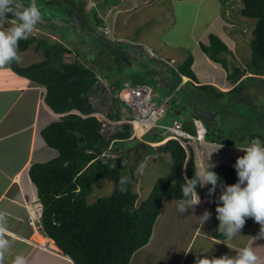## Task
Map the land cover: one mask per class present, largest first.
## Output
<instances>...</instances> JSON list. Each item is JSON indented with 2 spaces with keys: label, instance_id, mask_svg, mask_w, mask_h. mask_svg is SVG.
Here are the masks:
<instances>
[{
  "label": "trees",
  "instance_id": "obj_1",
  "mask_svg": "<svg viewBox=\"0 0 264 264\" xmlns=\"http://www.w3.org/2000/svg\"><path fill=\"white\" fill-rule=\"evenodd\" d=\"M37 1L42 5L39 8L42 20H44V24L42 21L38 25L45 29L52 27L51 24H46V20L59 25H69L70 20L65 16L68 10L73 12L72 5L75 11L82 13V16L94 19L98 26L104 23L99 15H94L91 11L87 12L86 4L84 5L83 2L79 3L81 7L79 8L76 0H56L57 4L53 0L55 6L49 4L52 0ZM239 1L242 3L240 14L244 18L256 20L253 30L254 38L251 42L252 56L248 69L243 70L235 66L233 72L227 77L233 88L228 92H223L212 84H200L192 68L195 61L194 56H189L176 70L171 67L172 76L169 78L172 81L167 80L170 94L178 90L177 97L178 93L183 95L184 105L188 102L187 105H195V108H198L203 103L207 105L218 103L226 95L235 92L240 94L246 88L247 81L264 84V0ZM77 12H75L76 16ZM8 18L15 19L12 15ZM70 37L61 33L60 41H55V44L44 40L39 41L36 37L21 40L19 42L20 54L36 42L38 44L36 50L42 51L44 59L25 69L18 68L15 62L11 64L15 71L27 75L36 84L47 88L46 103L55 113L66 114L42 131L47 145L58 150L59 156L46 163H35L29 171L44 206L43 232L75 264H130L133 255L150 242L154 226L162 211L164 199L181 198L184 178L194 177L195 169H198L195 163V151L189 144L190 156L188 157L186 149L180 142L166 139L168 134L158 140L147 141L161 143L164 140L162 143H165L169 140L163 145L157 144L158 147L149 144H144V146L160 154H169L175 176L174 179H159L154 184L148 198L138 205L139 195L135 187L139 180L132 171H129L130 168L128 169L123 162L124 159L118 161L114 167L105 164L104 161L96 160L111 146L115 152L120 151L124 157V149L121 146L132 141L130 139L133 133L132 127L129 124H122L110 131H105L103 122L100 121L102 119L98 117L99 120L93 116L97 111L91 101V96L98 87L99 64L94 61H82L81 51L78 49H75L76 59L72 62L65 61L66 56L73 53L70 49ZM208 40L209 43L201 42L200 50L211 61L229 70L224 54L231 51L226 41L214 33L209 34ZM109 44L112 43L109 42ZM247 74L250 76L246 77ZM183 77L189 78L185 84H183ZM112 87L113 93L115 86ZM113 98H115V104L120 102L117 96ZM73 111L80 114L71 113ZM108 117L113 121L123 119L113 112H110ZM193 118L201 119L205 123L206 141L229 146L235 145L221 131L220 135H215L212 123L195 111ZM253 138L254 135L250 142L254 141ZM210 170L216 173L224 185L230 186L238 182L236 169L232 167L216 164ZM122 177L128 179V183L123 185L126 189L124 192L120 191ZM106 178L114 183L112 194L90 204L88 197L92 195L95 185ZM211 187L212 185L198 187L197 192L201 199H208L213 203L211 208L212 237L217 240H227L223 231L219 229L220 222L216 218L215 211L221 192L219 180L215 193L209 196L208 192ZM253 223V218H246L242 230L251 228Z\"/></svg>",
  "mask_w": 264,
  "mask_h": 264
},
{
  "label": "rangeland",
  "instance_id": "obj_2",
  "mask_svg": "<svg viewBox=\"0 0 264 264\" xmlns=\"http://www.w3.org/2000/svg\"><path fill=\"white\" fill-rule=\"evenodd\" d=\"M76 2L77 7L81 8L79 3L83 2L84 5L86 4L88 12L91 9L92 14H97L106 19L101 30L110 27L107 30L111 34L110 37L116 39L122 37L126 43L141 42L147 54L148 50L151 49L162 61H167L178 67L189 56H194L195 61L192 68L199 82H210L209 79L211 80L214 75H220V69L213 68V64L206 63L205 59L209 60V58L200 50L201 42L209 43L208 36L211 33L221 36L231 51L224 54L229 70H225L221 65V70H224V72L221 71L223 79H226L233 72L235 66L243 70H247L249 67L252 56L251 42L254 38L253 30L256 20L244 18L240 14L242 3L239 0H226V2L224 0H76ZM29 4L30 0H24L25 7ZM37 4L42 6L38 1ZM72 7L73 12L70 10L68 17L70 20L69 27L46 20V24L52 25L51 28L46 29L49 36L38 34L37 31H34L32 36L38 35L39 41L44 40L55 44L58 38L54 37L51 32L59 33V35L65 33L78 42L79 39L76 38L81 37L85 43L86 39L84 38H89L93 34L90 35L89 30L86 33L83 22L84 16L81 12H77L76 16L74 6L72 5ZM13 26V23L7 19L3 28L6 30ZM37 45L34 42L29 51L21 55V62L18 63L20 67L41 62L43 59L42 51H36ZM83 51L87 54L85 50ZM81 59L86 60L85 56H81ZM90 60L93 61L94 59ZM127 60L132 62L128 58ZM119 66L122 69L116 70L112 62L106 60H104L103 65H98L99 75L105 81L106 87L113 90L112 86H115L112 95L117 96L119 101L123 82L126 80L135 85H145L152 88L158 94L157 100L160 103L169 100L170 93L158 86L160 85L159 81L151 77L147 71L144 72L140 67L131 68L126 64ZM119 66L116 65V68ZM248 76L250 75L247 74L246 77ZM115 78L118 82L115 81ZM245 85L246 88L240 94L235 92L222 97L218 103L210 105L203 103L198 108L196 107V109L209 115L208 121L212 123L215 135L224 133L226 138L228 137L234 142L235 145L233 146L238 148H244L253 142L264 145V125L259 124V120L264 122V84L257 81L254 83L247 81ZM221 89L224 92L231 90ZM182 99L184 100L183 95L178 93L177 99L170 103L169 108H166L159 124L169 127L173 125L175 120L183 124L187 121L191 122L195 110L192 109L191 105H187L188 102L184 105ZM121 106L127 112L124 118H130L131 109L125 106L123 102H121ZM217 112H219L218 115ZM167 134L169 133L165 129L153 130L144 136L143 141L147 144V141L158 140ZM252 135H254V141L249 142L252 140ZM192 143L196 144L195 142ZM208 143L211 142L208 141ZM121 147L124 148V157L126 158L123 157V162L139 180L135 189L139 195L138 205H140L141 201L148 198L154 183L161 178H168L172 171L175 175L172 160L167 153L160 154L147 146L137 147V142H127ZM113 188L114 183L107 178L97 183L92 195L88 197L90 204L99 198L109 197ZM187 213L186 211L183 214H178L181 216L179 219L182 223L180 227L188 228L189 223L195 221L194 218L190 217L193 213L189 215ZM167 214L175 217V212L172 210H169ZM206 228H204V234L207 232ZM251 234L252 232H240V236L234 237L230 245H233L234 249L239 244L241 249L245 246H252L253 244L247 245L248 242H252ZM261 236L262 245L255 244L252 246V248H257L255 251L257 255L259 252H264V233H261Z\"/></svg>",
  "mask_w": 264,
  "mask_h": 264
},
{
  "label": "crops",
  "instance_id": "obj_3",
  "mask_svg": "<svg viewBox=\"0 0 264 264\" xmlns=\"http://www.w3.org/2000/svg\"><path fill=\"white\" fill-rule=\"evenodd\" d=\"M10 22L12 21L10 20ZM40 29L37 27L35 31L38 34L49 36L46 30ZM32 35L29 37H34ZM57 36L60 37L59 34ZM119 38L123 39L122 37ZM133 43L142 44L137 41ZM27 51L21 55L26 54ZM205 60L206 63L213 64V68H219L220 75L216 74L211 80L209 79L210 82H200V84H212L220 90H222L221 88L232 89L228 76L223 79V75H221V71L224 72L221 70V64L211 62L207 58ZM35 63L24 65L25 67H20L16 63V66L25 69ZM115 69L118 70L119 67ZM188 80L189 78H186L183 84ZM115 81L118 82L116 78ZM99 90L104 92L105 89L100 88ZM46 94L47 91L44 87L33 82L27 75L18 73L14 67L10 66V70H0V224L7 229L6 236L10 240L5 264H12V260L17 255L23 256L26 264H75L69 256H66L57 247L52 239L46 237L39 230L38 226L33 227L29 224L28 204L40 199L38 189L30 177V168L35 163H46L59 156L58 150L47 145L42 136V131L59 118V115L47 105ZM113 96L112 94L109 95L107 91L104 92V96L100 99L102 111L105 112L108 109L111 113L119 114L121 118L126 120L127 118L124 116L127 115V112L121 106V102L115 104ZM183 125L188 133L193 134L192 119L191 122L187 121ZM131 142H137V147L146 144L143 138ZM159 143L147 142L153 147H158L157 144ZM248 146L250 145L238 148L219 143H208V141L196 143L193 146L195 163L198 169L201 166H206L207 163L225 165L235 169L234 165L237 159L244 156L243 150ZM199 152L203 155L201 153L198 155ZM188 156H190V152ZM124 159L126 158L124 157ZM174 176L172 171L168 178L174 179ZM212 204L211 200L201 199V204L196 206L194 211L187 210V215L193 213L190 217L194 218L195 221L189 223L190 225L186 228L180 227L182 224L179 221L181 216L178 215L179 212L175 211L177 210L176 200L165 198L150 242L133 255L130 264H196L197 258H204L205 256L210 259L224 255L237 256L241 249L240 244L234 249V246L230 245L232 239L217 240L211 235ZM169 210L175 212V217L167 214ZM205 211L211 213V218L202 225L198 218ZM205 227H207V232L204 234ZM245 232H252V242H248V246L252 244L262 245L258 223L254 221L251 228L241 231V233ZM36 233L45 237L49 242L40 245L34 240ZM52 246H55L57 251L51 250L50 247ZM253 249L257 250L256 247ZM258 256L260 257V264H264V252H259Z\"/></svg>",
  "mask_w": 264,
  "mask_h": 264
},
{
  "label": "clouds",
  "instance_id": "obj_4",
  "mask_svg": "<svg viewBox=\"0 0 264 264\" xmlns=\"http://www.w3.org/2000/svg\"><path fill=\"white\" fill-rule=\"evenodd\" d=\"M90 11L91 9H89V12ZM9 15L14 16L15 19H9ZM7 19L11 20L14 26L5 30L3 25ZM102 19L104 23L101 27H104L106 19ZM41 20L42 13L37 4V0H30V4L27 7L24 6V0H0V70H10V66L13 62H21L22 57L19 50V42L21 40H27L37 27L46 30L38 25ZM108 29H110V27H108ZM108 29L103 30L107 40L111 43H126L121 38L116 39L110 37L111 34L106 33ZM34 37L38 38V35ZM57 41H60V39ZM150 51L149 49L148 55L151 59L162 60L158 59L153 51L151 52H153L155 56H152ZM74 59H76L75 51H73L71 55H67L64 60L67 62L70 60V62H72ZM162 62L166 63L167 66L171 68L169 62ZM185 78L187 77H183V81ZM125 82L131 81L126 80L123 83ZM44 88L47 91V88ZM170 97L171 95L169 98ZM71 113H77V111ZM58 115L59 118L57 120L61 119L66 114ZM123 120L125 119L121 121ZM243 151L245 155L239 157L234 165L238 177L237 183L230 186L224 185L216 173L210 170V168L215 167V165L207 163L206 166L195 169V175L192 179H188L187 177L184 178V183L181 186L182 197L176 200L177 211L180 214L185 213L187 210L194 211L195 207L201 204V198L198 195L197 188H203L209 184L212 185L208 192V195L211 196L215 193L219 180L221 192L215 209L217 213L216 218L220 222L219 229L223 231V234L228 239L240 236V232L245 226L246 218H253L254 221L260 225V233H264V145L253 142ZM127 183L128 179L122 177L120 180L121 192L126 190L123 185ZM36 201L42 204L40 199ZM210 218L211 213L205 211L198 219L203 225ZM39 230L43 232V225ZM6 233L7 229L0 224V264H5V257L10 246V240L6 236ZM50 249L57 251L55 246L50 247ZM12 264H26V260L23 256L17 255L12 260ZM196 264H260V257L252 247H244L240 249L237 256L230 257L224 255L219 258L213 257L211 259L205 256L204 258H197Z\"/></svg>",
  "mask_w": 264,
  "mask_h": 264
},
{
  "label": "built area",
  "instance_id": "obj_5",
  "mask_svg": "<svg viewBox=\"0 0 264 264\" xmlns=\"http://www.w3.org/2000/svg\"><path fill=\"white\" fill-rule=\"evenodd\" d=\"M108 34L109 31H106ZM152 56H155L153 52H151ZM169 65L177 69L176 66ZM94 93L91 96V101L96 106V111L105 117L104 120H100L97 116L98 113L93 114L96 116L101 122H103V128L105 131H110L114 129V127L129 124L132 127L133 133L131 136V140L134 139H142L148 132L158 129H165L169 134L168 137L172 138L170 140H177L180 144L186 149L187 153L190 152L189 144L192 142L195 143H206V135L207 128L205 123L198 118L192 119V126L194 129L193 134L188 133L184 129V125L182 122L175 120L172 126L166 127L164 125L159 124L160 118L164 116L166 108H169L172 97L169 98L164 103L158 102V94L150 87L145 85H134L132 82H125L123 84V88L120 94V102H123L125 106L131 109L130 118L123 121H115L114 124L107 116L110 112L108 109L104 112L102 111V105L100 99L104 96V92H108L109 95L112 94V90L105 86L104 81L98 73V82ZM105 89L104 92L99 89ZM145 128L143 133H139V128ZM123 156L121 152H115L112 146L104 151L100 156L96 158V160L104 161L105 164H110L112 167L117 165L118 161L122 160ZM95 161V160H94ZM124 164V163H123ZM33 205V209H28L29 216V224L34 226H38V228H42V212L43 206L39 203V201L30 202ZM29 206V204H28Z\"/></svg>",
  "mask_w": 264,
  "mask_h": 264
},
{
  "label": "flooded vegetation",
  "instance_id": "obj_6",
  "mask_svg": "<svg viewBox=\"0 0 264 264\" xmlns=\"http://www.w3.org/2000/svg\"><path fill=\"white\" fill-rule=\"evenodd\" d=\"M68 1H71V0H68ZM54 2L52 0L51 2H49V4L54 5ZM56 4H57V1H56ZM83 22H84V30L86 31V33H87V30H89L90 31L89 34L90 35L93 34L91 37H89L91 40L88 42L85 41V43H83L84 40L81 39V37L76 38V39H79V42L78 40L72 39V37H70V41H69L71 44L70 49H72L73 51H75V49L80 50L81 56H85L86 61H91L90 59H94L93 60L94 62H97L98 64H102V65L104 64V60L111 61L112 65L115 66V68H116V65L118 66L121 64L125 65L127 63L126 65L131 68L140 67L141 70H143L144 72L147 71L149 74L151 73V71L148 70L146 67L140 64L134 63L133 61L132 62L128 61L123 53L119 52L116 49H112L113 48L112 45L110 47V44H107L108 41H107V38L103 30H101V25L98 26L97 22L94 21V19H88L86 16L84 17ZM51 34L54 37H57L58 39H60V37L57 36V33L56 34L51 33ZM84 48L88 50L87 54L84 53L83 51L85 50ZM119 68L122 69L120 66ZM259 124L264 125L263 120H259Z\"/></svg>",
  "mask_w": 264,
  "mask_h": 264
},
{
  "label": "water",
  "instance_id": "obj_7",
  "mask_svg": "<svg viewBox=\"0 0 264 264\" xmlns=\"http://www.w3.org/2000/svg\"><path fill=\"white\" fill-rule=\"evenodd\" d=\"M72 12V11H71ZM67 15L65 16L66 19L69 20V14L70 10L66 12ZM43 21V23H42ZM39 23L44 24V20H41ZM55 23V22H54ZM69 26V25H65ZM86 42L90 41V38H85ZM110 42L109 40H107ZM109 44V43H107ZM85 45V44H84ZM114 49H117L119 52L123 53L125 57H127L129 60H132L134 63L144 65L145 67L148 68V70L151 71L150 76L153 77L154 79H157L159 81V86L166 90L168 93H170V87L169 84L167 83V80L170 76H172V70L167 66L166 63L164 62H159L151 59L148 54L145 51V48L143 45L138 44V43H112L111 44ZM85 51L88 53V50L84 48ZM172 100L171 102L173 103L175 99H177V90L172 92L171 94ZM192 109H194L200 116L204 117L206 120H209V115L207 113H204L198 109L195 108V105L192 106ZM219 112H217V115Z\"/></svg>",
  "mask_w": 264,
  "mask_h": 264
},
{
  "label": "bare ground",
  "instance_id": "obj_8",
  "mask_svg": "<svg viewBox=\"0 0 264 264\" xmlns=\"http://www.w3.org/2000/svg\"><path fill=\"white\" fill-rule=\"evenodd\" d=\"M185 80H186V78H185ZM55 116H57L56 114H55ZM97 116L98 117H100L102 120H104L105 119V117L103 116V115H101V114H97ZM114 124H116L114 121H112ZM145 131V128H139V133L141 134L142 132H144ZM166 139H172V138H170V137H167ZM169 140H167V141H169ZM166 141V142H167ZM162 142H164V140L162 141ZM159 143L160 145L162 144H165V143ZM159 145V146H160ZM28 209H33V205H31L30 203H29V206H28ZM34 240H36L40 245H45L47 242H49L45 237H43L42 235H40V234H38V233H36V235H35V237H34ZM52 243V242H51ZM53 244V243H52Z\"/></svg>",
  "mask_w": 264,
  "mask_h": 264
}]
</instances>
